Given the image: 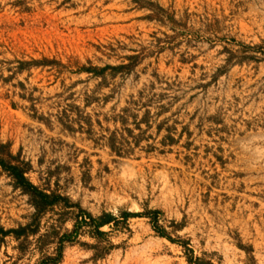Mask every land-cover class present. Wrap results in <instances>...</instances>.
<instances>
[{"label":"rangeland","instance_id":"obj_1","mask_svg":"<svg viewBox=\"0 0 264 264\" xmlns=\"http://www.w3.org/2000/svg\"><path fill=\"white\" fill-rule=\"evenodd\" d=\"M0 159V264H264V0H0Z\"/></svg>","mask_w":264,"mask_h":264},{"label":"trees","instance_id":"obj_2","mask_svg":"<svg viewBox=\"0 0 264 264\" xmlns=\"http://www.w3.org/2000/svg\"><path fill=\"white\" fill-rule=\"evenodd\" d=\"M126 68V66H120V67H106L104 69H90L89 71L91 73H96L99 76H104L105 73L108 70H112L115 72L122 71ZM112 150L114 149L113 146H111ZM0 165L5 171H8L16 181V187H20L24 190L25 193L29 194L33 198V204L36 209V214L34 215V221L25 226V227H20L19 229H13V230H5L4 228H0V238L4 239L7 236L14 235L16 239L20 240L22 238L28 239L31 235H37L40 231V222H41V217L46 213L47 209L49 207L54 206L58 201L63 200V197L57 196L55 197L54 195H49L37 186L33 185L25 176L26 170L22 168L19 165H12V164H7L6 161L3 159H0ZM159 212H150L147 214H144L147 218H150L152 220V224L154 225V228L159 231V228L157 227V216ZM89 219H90V224L85 221V219L82 222H77L76 230L79 229L81 224L86 223V225H89L93 227L95 230L96 235L102 236L104 233L101 231L102 228L106 226H110L112 224H116L117 218H115L112 214H103L102 216L98 218H94L92 214H85ZM137 214H131V213H125L124 214V219H129L132 217H137ZM56 230H54V233ZM77 234V233H76ZM56 235V233H55ZM161 235L163 237L168 236L165 234V232H161ZM70 236L66 235L64 239H61L59 246L57 247L56 250V256L55 257H48L43 262L38 263V264H60L62 259H63V249H64V243L65 241H71ZM171 241V238H169ZM190 252H193L192 250H189ZM190 264H193V261L190 260ZM196 264H203L201 263V260L197 259Z\"/></svg>","mask_w":264,"mask_h":264}]
</instances>
